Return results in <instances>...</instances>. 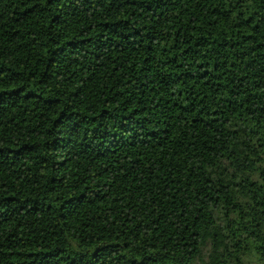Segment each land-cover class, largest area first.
Here are the masks:
<instances>
[{
	"label": "trees",
	"instance_id": "obj_1",
	"mask_svg": "<svg viewBox=\"0 0 264 264\" xmlns=\"http://www.w3.org/2000/svg\"><path fill=\"white\" fill-rule=\"evenodd\" d=\"M0 264H264V0H0Z\"/></svg>",
	"mask_w": 264,
	"mask_h": 264
}]
</instances>
